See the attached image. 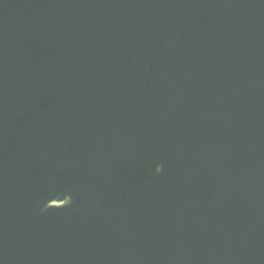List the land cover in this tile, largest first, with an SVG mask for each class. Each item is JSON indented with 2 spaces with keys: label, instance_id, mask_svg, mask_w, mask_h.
Segmentation results:
<instances>
[{
  "label": "water",
  "instance_id": "1",
  "mask_svg": "<svg viewBox=\"0 0 264 264\" xmlns=\"http://www.w3.org/2000/svg\"><path fill=\"white\" fill-rule=\"evenodd\" d=\"M0 264H264V0H0Z\"/></svg>",
  "mask_w": 264,
  "mask_h": 264
}]
</instances>
